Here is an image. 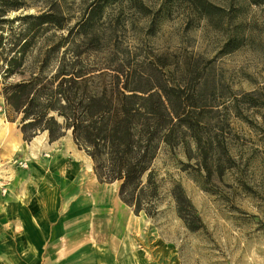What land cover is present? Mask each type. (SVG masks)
<instances>
[{
	"label": "trees",
	"instance_id": "obj_1",
	"mask_svg": "<svg viewBox=\"0 0 264 264\" xmlns=\"http://www.w3.org/2000/svg\"><path fill=\"white\" fill-rule=\"evenodd\" d=\"M176 3L198 21L217 27L229 19L208 0H164ZM264 7V0H249ZM45 5L37 14L22 12ZM151 14L141 0H88L81 18L66 30L65 18L51 0H0L1 96L9 111L20 118L18 129L30 143L46 133L50 143L68 132L78 150L92 162L99 184H119L118 198L133 214L158 215L161 181L153 166L162 147L181 148L194 166L193 180L205 192L217 195L219 183L237 168L230 153L231 107L233 117L247 121L239 104L260 107L258 98H238L216 75L211 62L183 59L173 65L165 58L134 60L126 50L101 45L97 24L112 9ZM11 13H18L10 19ZM159 12L156 13L158 15ZM120 15V13H119ZM157 18V17H156ZM237 26L223 53L238 48ZM153 30V29H152ZM73 36V37H72ZM243 39V38H241ZM228 99L226 102H217ZM176 213L190 232L203 223L185 195L174 184L169 190Z\"/></svg>",
	"mask_w": 264,
	"mask_h": 264
},
{
	"label": "rangeland",
	"instance_id": "obj_2",
	"mask_svg": "<svg viewBox=\"0 0 264 264\" xmlns=\"http://www.w3.org/2000/svg\"><path fill=\"white\" fill-rule=\"evenodd\" d=\"M51 1L58 4L66 20V30L56 35L66 36L67 30L81 18L88 0ZM141 1L151 11L148 17L126 8L123 12L112 9L109 16L97 24L103 38L101 45L126 50L131 59L137 55L134 60L165 58L168 64L173 65L190 59L199 60L202 66L211 62L209 67L233 94L238 98L251 94L261 105L251 108L239 104L238 108L247 121L233 117L231 107L226 111L219 107L231 115V130L225 136L237 168L228 172L222 183L214 181L217 195L205 192L193 180L196 173L192 168H187L188 172L182 170L185 164L194 166V161H189L181 148L171 152L162 147L153 166L162 186L158 215L154 218L143 213L135 216L132 209L118 198L119 184H105L111 190V198L124 210L125 219L129 217L128 224L133 223V226L105 228L106 219L94 216L83 230L82 237L88 243L82 244L87 248L109 249L121 256L123 264H264V7L253 6L249 0H208L224 10L225 20L231 18L229 24L217 27L207 20L198 21L178 3L165 8L164 0ZM39 6L29 7L22 14H37L45 9V5ZM17 15L11 13L9 18ZM235 26L240 42L238 48L223 53ZM1 91L0 82V169L3 174L10 171L11 179L17 182L16 191L21 195L25 183L16 173L19 170L30 173L33 169L34 172L38 167L31 164L32 159L37 161L41 156L38 155L40 152L36 156L29 153L27 161L15 155V152H21L18 144L23 140L18 129L20 118L12 115L6 107ZM227 100L219 99L217 102H226L225 105L229 106L230 101ZM50 158L45 159L50 162ZM73 161L68 159L57 166L62 175L59 177L51 175L52 166L45 162V170L49 171L40 176L42 180H27L28 191L35 189L39 192L42 188L43 192L49 191L44 193L45 201L47 195L54 193L57 200H51L62 202L65 190L75 188L73 190L77 192L70 194L77 198L70 202L67 211L82 214L85 191L94 183L92 178L96 177L92 176L85 161L80 162L79 169L70 177L63 176L65 170L72 168ZM174 184L182 187L197 211L203 223L202 230L190 232L179 219L168 194ZM74 201H77L79 210L70 208Z\"/></svg>",
	"mask_w": 264,
	"mask_h": 264
},
{
	"label": "crops",
	"instance_id": "obj_3",
	"mask_svg": "<svg viewBox=\"0 0 264 264\" xmlns=\"http://www.w3.org/2000/svg\"><path fill=\"white\" fill-rule=\"evenodd\" d=\"M18 146L21 152H15V155L21 156L20 160H27L29 153L36 156L38 152H40L38 155L41 159L37 161L32 159L31 164L38 167L34 172L33 169L30 173L23 170L16 173L19 180L25 183L21 195L19 191H16L17 182L11 179L8 173L10 171L3 174L0 169V264H123L121 256L115 255L109 249L87 248L82 244V242L88 243V240L82 237L87 223L93 219L94 214L105 218L104 223H106L108 221L107 210L93 209L83 215L67 211L70 202L77 198L71 195L77 192L71 187L65 190V198L63 197L67 202L65 200L53 202L57 200L53 191H50L52 195H47L49 199L46 197L48 202L43 197L44 193L49 191L43 192L42 188H39V192L35 189L28 191L27 180H42L40 176L49 171L45 170V162L49 167L52 166L50 167L53 171L50 172L51 175L59 177L62 175L59 174L61 171L57 166L62 165L68 159H74L69 171L64 172L63 169L65 174L63 176L70 177L79 169L80 162L85 161L87 166H90L88 169L93 176L91 160L84 152L78 150L71 133L53 143H49L48 136L43 133L30 143L21 140ZM48 157H51L50 162L46 160ZM92 181L98 185L95 186L93 183L91 187L103 193L106 192L107 187L104 184H99L94 177ZM65 182L64 179L63 185ZM113 202L121 211L123 210L120 204L114 200ZM122 213L124 214V210L121 212L124 218ZM126 218H124L125 226L122 229L127 228L126 222L129 221V217Z\"/></svg>",
	"mask_w": 264,
	"mask_h": 264
},
{
	"label": "bare ground",
	"instance_id": "obj_4",
	"mask_svg": "<svg viewBox=\"0 0 264 264\" xmlns=\"http://www.w3.org/2000/svg\"><path fill=\"white\" fill-rule=\"evenodd\" d=\"M76 203L77 201H74L71 204L70 208L73 210H79ZM93 209L94 210L103 209L104 211L107 210L108 221L107 223H105V228L109 227L110 229L112 228L115 229V226H117L118 228L120 227L123 228L125 226V219H124L125 217L123 218V216L121 215V212L123 210L121 211L118 208V206L111 200V190L110 189H107L106 192L103 193L102 191L96 190L93 187L88 188V190L86 191L85 197L82 200L81 213L83 215V214L89 213V210H93ZM76 214H79V213H76ZM126 223H127L126 226L127 225L133 226V223H130V224H128V222Z\"/></svg>",
	"mask_w": 264,
	"mask_h": 264
}]
</instances>
